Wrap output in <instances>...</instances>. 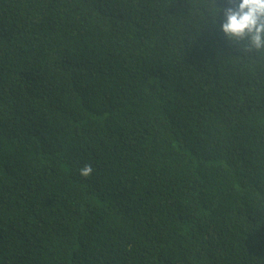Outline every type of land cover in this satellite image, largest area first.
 I'll list each match as a JSON object with an SVG mask.
<instances>
[{
	"label": "trees",
	"instance_id": "obj_1",
	"mask_svg": "<svg viewBox=\"0 0 264 264\" xmlns=\"http://www.w3.org/2000/svg\"><path fill=\"white\" fill-rule=\"evenodd\" d=\"M238 3L0 0V264H264Z\"/></svg>",
	"mask_w": 264,
	"mask_h": 264
},
{
	"label": "clouds",
	"instance_id": "obj_2",
	"mask_svg": "<svg viewBox=\"0 0 264 264\" xmlns=\"http://www.w3.org/2000/svg\"><path fill=\"white\" fill-rule=\"evenodd\" d=\"M221 31L230 39L245 40L250 50L264 51V0H239L236 7L224 10ZM91 165H85L80 174L88 176Z\"/></svg>",
	"mask_w": 264,
	"mask_h": 264
}]
</instances>
